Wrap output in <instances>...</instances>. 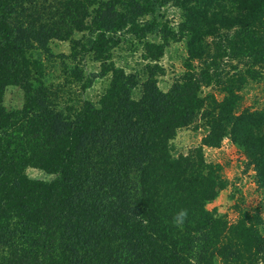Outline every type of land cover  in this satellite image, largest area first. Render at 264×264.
I'll return each mask as SVG.
<instances>
[{
    "label": "trees",
    "instance_id": "obj_1",
    "mask_svg": "<svg viewBox=\"0 0 264 264\" xmlns=\"http://www.w3.org/2000/svg\"><path fill=\"white\" fill-rule=\"evenodd\" d=\"M125 34L142 42L141 71L112 61ZM181 39L183 72L163 92L157 61ZM51 40L109 75L97 102L65 99ZM65 75L91 84L78 64ZM259 82L264 0H0V264L264 262V104L241 94ZM197 117L200 146L175 156L171 140ZM225 138L261 191L232 223L206 208L226 181L202 149Z\"/></svg>",
    "mask_w": 264,
    "mask_h": 264
},
{
    "label": "rangeland",
    "instance_id": "obj_2",
    "mask_svg": "<svg viewBox=\"0 0 264 264\" xmlns=\"http://www.w3.org/2000/svg\"><path fill=\"white\" fill-rule=\"evenodd\" d=\"M179 12L174 8H169L167 18L172 25L179 20ZM82 33H74L72 39L79 40ZM70 40H51L48 43L50 54L53 55L47 66L51 67L50 73L55 84L60 83L64 90L69 92L65 99L73 101L88 99L95 103L109 84V75L100 76L99 65L93 61L91 55L78 56L75 61L70 59ZM144 50L142 42L128 36H121L120 43L111 51V58L115 66L122 67L125 71H141L146 63L143 60ZM186 57L185 40L172 41L164 49L162 56L157 64L163 72L157 76V85L163 92L167 91L174 79L183 72V60ZM78 64L84 72V80L91 81V84L83 89L82 83H75L70 75H65L69 66ZM66 68H64V66ZM208 89H204L207 92ZM245 105L255 107L264 104V82L253 83L244 88L241 92ZM21 103L19 97L7 93L5 104L17 107ZM204 135V127L199 117L176 132L171 140L172 153L177 156L186 155L194 148L200 146L201 138ZM203 158L205 163L219 164L222 168L221 174L226 181V185L220 188L216 198L206 206L208 211L215 208L216 216H225L228 222L232 223L237 218L235 205L252 213L258 208L261 199V191L257 188L254 181V172L246 169L244 156L241 151L229 140L225 138L218 148L203 147ZM29 176L35 177L39 173L36 170H29ZM260 264H264L261 262Z\"/></svg>",
    "mask_w": 264,
    "mask_h": 264
}]
</instances>
